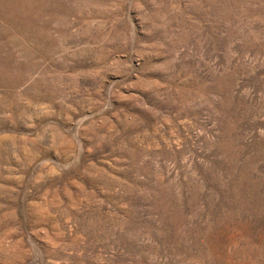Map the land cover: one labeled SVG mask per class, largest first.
Instances as JSON below:
<instances>
[{
  "label": "rangeland",
  "instance_id": "obj_1",
  "mask_svg": "<svg viewBox=\"0 0 264 264\" xmlns=\"http://www.w3.org/2000/svg\"><path fill=\"white\" fill-rule=\"evenodd\" d=\"M0 264H264V0H0Z\"/></svg>",
  "mask_w": 264,
  "mask_h": 264
}]
</instances>
